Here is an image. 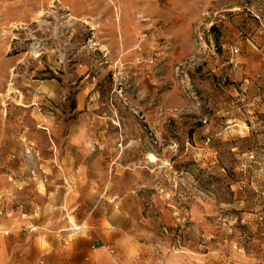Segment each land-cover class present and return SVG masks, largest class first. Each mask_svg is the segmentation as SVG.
<instances>
[{"label":"rangeland","instance_id":"obj_1","mask_svg":"<svg viewBox=\"0 0 264 264\" xmlns=\"http://www.w3.org/2000/svg\"><path fill=\"white\" fill-rule=\"evenodd\" d=\"M251 151L264 0H0V264H264Z\"/></svg>","mask_w":264,"mask_h":264},{"label":"built area","instance_id":"obj_2","mask_svg":"<svg viewBox=\"0 0 264 264\" xmlns=\"http://www.w3.org/2000/svg\"><path fill=\"white\" fill-rule=\"evenodd\" d=\"M238 50L235 49V53H237ZM91 152H94L96 150L94 145L90 146ZM244 162L242 164L241 171H244L246 165L248 163L256 164L260 167H264V156L258 155L256 152L251 151L244 155ZM40 153L39 151L33 146V145H26L24 149V155H23V163L26 166L27 170L32 174H36V172L40 169ZM243 188H245V184L243 183ZM18 209L23 212L24 211V204H21L18 206ZM23 218H25L27 215L26 213L22 214ZM31 231H34L35 227L29 228ZM88 231V227L85 224H75L71 223V227L69 229L70 234L65 235L61 237V242L64 246H68L77 236H79L81 233Z\"/></svg>","mask_w":264,"mask_h":264},{"label":"crops","instance_id":"obj_3","mask_svg":"<svg viewBox=\"0 0 264 264\" xmlns=\"http://www.w3.org/2000/svg\"><path fill=\"white\" fill-rule=\"evenodd\" d=\"M46 130H48V128H46ZM80 132L82 134V131H80ZM54 148H56L55 144H53V145H51L49 147L50 150H52ZM67 148H69V149H79V150L80 149L81 150H86L87 149V147H86L84 142H78V143L77 142H71V143L68 144ZM65 158L62 159V161H64ZM51 161H53V159H51ZM48 162H50V161H48ZM87 166H88V164H86V163L79 164V167L77 169L78 170L77 171V176L80 178L81 181L82 180H89ZM50 194L51 193L48 192L47 194L44 193V194L39 195V198H40L39 201H40V203H42L41 206L39 204H37V205L32 204L31 207H29V209H28V212L30 213L29 218H33V222L35 224H40V225L44 224L46 222V216L50 212L48 207H47V205H49L50 203H53V202L56 203L55 202V198L56 197L53 198ZM36 203H38V202H36ZM42 206L44 207V209L42 210V213H41L40 207H42ZM40 214H42L41 217H39Z\"/></svg>","mask_w":264,"mask_h":264}]
</instances>
